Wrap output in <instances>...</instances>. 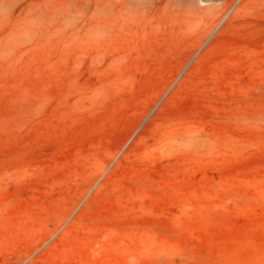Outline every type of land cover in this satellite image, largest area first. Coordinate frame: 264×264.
I'll return each instance as SVG.
<instances>
[{
	"label": "rangeland",
	"instance_id": "374dc122",
	"mask_svg": "<svg viewBox=\"0 0 264 264\" xmlns=\"http://www.w3.org/2000/svg\"><path fill=\"white\" fill-rule=\"evenodd\" d=\"M0 264H264V0H0Z\"/></svg>",
	"mask_w": 264,
	"mask_h": 264
}]
</instances>
